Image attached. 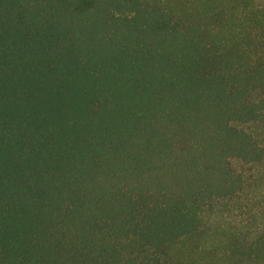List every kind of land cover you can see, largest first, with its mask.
Wrapping results in <instances>:
<instances>
[{
    "label": "trees",
    "instance_id": "trees-1",
    "mask_svg": "<svg viewBox=\"0 0 264 264\" xmlns=\"http://www.w3.org/2000/svg\"><path fill=\"white\" fill-rule=\"evenodd\" d=\"M260 123L264 0H0V264H264L200 245Z\"/></svg>",
    "mask_w": 264,
    "mask_h": 264
},
{
    "label": "rangeland",
    "instance_id": "rangeland-1",
    "mask_svg": "<svg viewBox=\"0 0 264 264\" xmlns=\"http://www.w3.org/2000/svg\"><path fill=\"white\" fill-rule=\"evenodd\" d=\"M248 129L264 139V123ZM231 167L244 176L245 189L235 198L216 201L203 213L205 235L200 245L215 253L222 252L233 240L248 245L264 232V161L246 166L232 159Z\"/></svg>",
    "mask_w": 264,
    "mask_h": 264
}]
</instances>
